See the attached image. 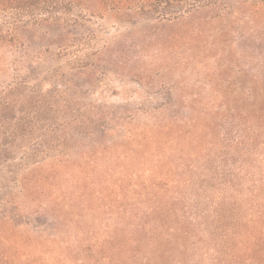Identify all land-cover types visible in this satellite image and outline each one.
<instances>
[{
  "label": "rangeland",
  "instance_id": "rangeland-1",
  "mask_svg": "<svg viewBox=\"0 0 264 264\" xmlns=\"http://www.w3.org/2000/svg\"><path fill=\"white\" fill-rule=\"evenodd\" d=\"M250 88L264 0H0V264H264Z\"/></svg>",
  "mask_w": 264,
  "mask_h": 264
},
{
  "label": "trees",
  "instance_id": "trees-1",
  "mask_svg": "<svg viewBox=\"0 0 264 264\" xmlns=\"http://www.w3.org/2000/svg\"><path fill=\"white\" fill-rule=\"evenodd\" d=\"M164 2V0H159ZM172 0H165V3H170ZM239 124L243 125L238 134L237 143L243 146L254 149L253 146L259 139H264V88L261 90L248 89L247 97L243 105L235 107ZM264 143V141L260 142ZM252 152V150H251Z\"/></svg>",
  "mask_w": 264,
  "mask_h": 264
}]
</instances>
